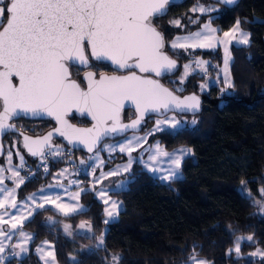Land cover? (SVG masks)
<instances>
[{"label": "trees", "instance_id": "1", "mask_svg": "<svg viewBox=\"0 0 264 264\" xmlns=\"http://www.w3.org/2000/svg\"><path fill=\"white\" fill-rule=\"evenodd\" d=\"M204 2L218 4L213 0H185L170 5L166 15L155 18L154 23L168 41L177 32L194 29V19L213 16L211 20L220 32L240 20L250 42L231 46L232 87L218 76L224 63L221 47L186 52L171 48L167 42V50L179 61L180 68L162 78L163 82L182 95L196 93L203 97L199 114H178L195 117V125L154 135L170 150L192 147L194 156L185 158L182 164L183 177L162 181L142 165L135 166L125 176L127 188L111 192L123 201L124 208L109 223H105V204L93 191L82 194L85 209L77 213L62 215L50 207L39 209L23 225L34 235L30 252L6 264H43L34 249L44 240L53 243L60 264H193V256L211 264H264V258L251 255L258 249L264 252V195L260 191L264 189V0H240L233 7L219 4L216 12L193 11ZM200 57L209 61L206 73L190 72L184 78L183 62ZM211 76L217 81L202 91L201 85ZM130 112L126 111L124 117L128 118ZM21 120L24 124L17 122L15 129L28 130L34 136L42 133L40 123ZM154 121L155 117L151 118L144 129L150 130ZM21 142L16 131L8 132L4 155L15 145L21 147ZM60 142L56 138L54 144ZM76 153L85 155L83 151ZM27 159L26 166L36 161V157ZM64 166V161H54L47 172L35 173L25 180L21 195L47 183ZM81 177L88 178L85 174ZM50 219L56 221L51 223ZM62 222L70 223L74 231L79 224H88L90 232L68 237L60 227ZM237 242L239 254L235 251Z\"/></svg>", "mask_w": 264, "mask_h": 264}, {"label": "snow or ice", "instance_id": "2", "mask_svg": "<svg viewBox=\"0 0 264 264\" xmlns=\"http://www.w3.org/2000/svg\"><path fill=\"white\" fill-rule=\"evenodd\" d=\"M224 2L233 4L235 0ZM170 3L171 0H0V135L6 129L14 127L6 123L14 115L30 113L40 117L46 114L54 117L60 125L54 129L55 133L66 137L69 143L73 140L79 141L92 152L102 137L120 135L128 130L135 131L146 113H160L161 109L198 110L200 100L196 95L180 99L157 79L138 75L135 71L122 76L100 74L99 79H95V74L89 71L85 77L86 89L70 77L68 62L78 61L81 65H88L89 55L96 61L109 60L117 69H138L140 73H154L157 77L175 70L176 61L170 59L163 51V34L152 23L153 16L166 15ZM207 10L205 7H199L201 13ZM174 23L179 25V21ZM216 33L217 29L205 24L204 31L177 37L171 47L213 48L216 43L228 44L234 40L240 44L249 43V34L241 28L240 20L236 21L231 31L224 32L223 40H219ZM181 40L183 42H180ZM225 51L227 53V49ZM194 63L199 66L206 62ZM224 64V83L232 87L228 79L227 55ZM189 67L190 65H184L186 74ZM13 76L18 78V85L13 83ZM125 101L135 105L138 114L129 124L121 123L120 118ZM73 109L91 116L95 121L93 126L76 128L69 124L65 117ZM179 123L175 117L158 119L156 130H161V125L164 124L175 129ZM52 136L53 132L39 139L24 136V147L32 156L39 155L44 158L46 146L51 154L59 155L61 150L49 145ZM141 140H146V137H125V142L117 147L121 152L131 153ZM105 147L111 151L114 146ZM155 147L156 155H151L150 160L155 161L157 155H164L170 157L174 169L181 167L182 157L187 154L184 149H181L179 154H170L163 152L159 145ZM11 155L10 152L9 160ZM96 158L99 159L98 156ZM20 159L23 167V156ZM131 164L132 160L129 159L123 171H129ZM2 171L3 169H0V172ZM120 171L118 167L108 175H115ZM13 176L18 178L16 187L24 183L18 171H13ZM174 176L175 170H170L163 179ZM2 182L3 178L0 177V183ZM2 191L8 192L5 200L12 196L10 190ZM260 191L264 195V189ZM79 195L80 193H76V197ZM100 195L103 197L105 193L102 191ZM43 199L55 203L48 196ZM56 199H59V196ZM104 203L107 204L108 200ZM4 207V201H0V208ZM11 207H18L15 199H12ZM38 207L43 208L44 204L40 203ZM57 207L65 215L76 211V208L64 203L58 204ZM112 209L110 212L106 210L110 217L118 209L115 202L112 203ZM0 222H3L2 217ZM12 228L15 229L16 224H13ZM247 239L251 241L253 238L249 236ZM3 250L0 245V252ZM235 251L239 254V242ZM251 255L264 258V252L259 249ZM113 259L119 260V257ZM191 260L193 264H207L206 261H197L195 256L191 257Z\"/></svg>", "mask_w": 264, "mask_h": 264}, {"label": "rangeland", "instance_id": "3", "mask_svg": "<svg viewBox=\"0 0 264 264\" xmlns=\"http://www.w3.org/2000/svg\"><path fill=\"white\" fill-rule=\"evenodd\" d=\"M201 6L208 9L207 11H205V13L216 12L220 8L219 4H210L207 2H204L201 5H199V7ZM199 7L194 6L192 9L195 8L197 9V11H199ZM211 17L201 21L193 18L194 20L192 21V23L193 24L197 23V26L190 31L177 32V34L174 35V37L168 39L167 41L168 46L171 47V43L175 41L177 37H184V36H188L190 33L204 31L205 24H210L212 28L217 29L216 35L218 39L223 40L224 32L231 31V29L234 26L229 30L220 32V27L212 22ZM180 26L183 27L182 24ZM244 31L247 32L246 30ZM237 36H239V33L237 34ZM180 42L183 41L181 40ZM249 42H250V35H249ZM234 44L239 45L240 43H237V41L234 40L228 44L216 43L215 47L213 48H188V49L179 48V49H183L186 52H190V51H198L203 49L216 50L217 48L221 47L223 49L224 61L226 55L228 57V79H229L231 77V64L233 57L231 52V46ZM225 49H227V53ZM195 61H202L206 63H202L199 66H197L194 63ZM184 65H190L189 69L187 70V74L185 73ZM208 66H209V61L201 57L196 58L193 61H184L182 65L181 75H183L185 78L190 72L201 71V73H206ZM224 68H225V64L223 63L220 73L218 75V76H222L223 79H225ZM216 81L217 78H214L213 76L208 78L207 81H205L202 84L204 86L202 88V91L208 90L210 85L215 83ZM172 117H175L176 120L180 121L179 125L175 129L193 126L195 125L193 121L195 122L197 121L195 117L181 116L176 113H170L164 117H155L153 127L150 130L146 128L141 132L130 133L126 136L117 139L106 140L101 145V147L96 151V157L98 156L99 159L96 158L93 167H90L89 165H85L84 172L79 171L77 168L66 169L65 167H63L58 171H56L54 176L47 183H44L43 185L39 186L38 188L28 193L24 197L21 195V191H20L24 183L20 184L19 187H16L18 178L13 176V171H18L20 178H23L25 182L23 171L28 162L27 156L28 157H33V156L29 154L28 150L25 147L24 149L22 148L24 152L17 145L11 147L3 157H0V169H3V171L0 172V177L3 178V182L0 183V201H4L5 203V207L0 208V217H2L3 219V222H0V232L3 233L0 234V245H2L4 249L2 252H0V264H6L13 257H17V258L24 257L30 252L34 235L31 232L27 231L23 227V225L28 220V218L34 214V212H36L39 209H42L38 207L40 203L44 204L43 208L50 207L62 215H65V213L61 211L57 207V205L61 203L70 205L76 208V211L68 212L67 215H71L85 209L81 200L82 194L86 191H93L101 202L104 203L106 199L108 200L107 204L104 203L105 212L106 210L107 212L113 211L112 209L113 202H115L118 205V209L116 212L113 213V216L111 217L108 216L106 212L105 220L108 221L109 223L116 220L119 217L120 211L124 208L123 201L112 196L111 192L119 191L127 188L128 179L125 176L129 172H131L135 166L142 165L146 170H148L155 177L159 178L162 181H170L173 179L182 178L183 161L185 160V158L189 156H194V151L192 147L180 146L170 150L167 149L159 139L154 137V135L159 131L166 129H173L168 124H164L161 125V130H156V121L158 119L163 120L165 118L170 119ZM133 136L142 137V138L146 137V140H141L139 145H135V150L132 151L131 153H128L127 151L121 152L119 150V147H117V145L125 142V137L132 138ZM107 145L114 146L113 150L109 151L105 147ZM157 145H159V148L163 152H167L170 154H179V151L181 149H184L187 154H185L182 157L181 167L179 169H174V166L171 164L170 157L164 155H157V159L155 161L150 160L149 157L151 155H156L155 146ZM10 152L12 154L11 160H9ZM21 156H23V167H21V163H22L20 159ZM117 157H121V159L115 160V158ZM129 159L132 160V164L129 171L125 172L123 171V169L128 164ZM30 164H34V163L30 162ZM118 167L121 169L119 173L115 175H108L109 172H115V170ZM152 169H155V171H153ZM170 170H175V176L167 180L163 179L164 176L168 175ZM82 174H85L86 176H88V178L84 179L83 177H81ZM3 189H7L12 192V196H10L7 200H5V197L8 195V192L2 191ZM102 191L105 193L103 197L100 195V192ZM76 193H80V195L76 197ZM44 196L50 197L51 200L55 201V203H52L51 201H45L43 199ZM57 196H59V199H56ZM12 199H15L16 204L18 206L17 208L11 207ZM13 217H15V219ZM50 221L51 223H53L56 220L50 219ZM13 224H16L15 229L12 228ZM60 227L68 237H72L76 232L85 233V234H89L90 232V226L85 223L79 224L76 228L77 229L76 231H74V229H72V225L67 222H62ZM104 233L102 234V236L99 237L98 243L100 245L102 244L101 238L103 239ZM16 245H21V247H16ZM34 250L43 264H60L56 258L55 249L52 242L48 240L41 241L39 244L36 245ZM71 258L74 260L76 259L74 255H71ZM196 260L206 261L201 258H196ZM206 262L207 264H211L208 261Z\"/></svg>", "mask_w": 264, "mask_h": 264}, {"label": "water", "instance_id": "4", "mask_svg": "<svg viewBox=\"0 0 264 264\" xmlns=\"http://www.w3.org/2000/svg\"><path fill=\"white\" fill-rule=\"evenodd\" d=\"M184 1H185V0H171L170 5H172V4H178V3H182V2H184ZM213 1H215V2L218 3V4L224 5V6H226V7H233V6H235L240 0H235V2H234L233 4H227V3L224 2V0H213ZM170 5H169V6H170ZM169 6H167V11H168ZM156 17H161V16H153V17H152V23H153L154 18H156ZM153 26L156 27V29H157L158 31H160L154 23H153ZM160 32L163 34V37H164V40H165V47H164L163 51L165 52L166 55L169 56L170 59H173V60L176 61V65H177V66H176V69L173 70L172 72H165L163 75H161V76H159V77H157L154 73H147V74H145V73H140L138 69H133V70H134L138 75L148 76L149 78L157 79V80H158V81H159L164 87H166V88H168L170 91H172V92H173V95L178 96L180 99H183L184 97H186V96H190V95H193V94L196 95V96L199 98V100H200V106H199V109H198V110H196V111H180V110H178V109H173V110H170V111H166V110H164V109H161V112H160V113H155V112L146 113V115H145L144 119L142 120L141 124L138 126V128H137L135 131H133V130H128L127 132H125V133H123V134H120V135L112 134V135H110V136H108V137H102L101 141H100L96 146L93 147V151H92V152H89L87 146L84 145V144H82V143H80L79 141H77V140H73L71 143H69V140H68L66 137H62V136H60L58 133H55V132H54V129L60 127V125L57 124V122H56V120H55L54 117L47 116L46 114H43V115L40 116V117H35V116H32L30 113L27 114V115H25V114H23V113H20L19 115H14V116L10 117V119H9L8 121H6V123H8L9 125H13V126H14V124L12 123L13 120H15V119H19V118H25V119H29V120H45V119H51V120H53L54 123L56 124V126L50 131V132H53V136L51 137V139H54V137L57 136V138H60V139L62 140V142H63L65 145H67L68 147H70V148H72V149H74V150L83 151L85 154H91V153H93V152H96L106 140L117 139V138H120V137L126 136V135H128V134H130V133L141 132V131L145 128V126L147 125V124H146V119H147L148 117H150V116L164 117V116H166V115H168V114H170V113H176V114H181V115H197V114H199V113L203 110V97H202L200 94L189 93V94H184V95H182V94L178 93L176 90H174L172 87H170L169 85H167L166 83H164L163 80H162V78H163L164 76H172V75H174V74L179 70V68H180V63H179V61H178L176 58H174V57L170 54V52H168V51L166 50L167 40H166V37H165L164 33H163L162 31H160ZM92 60H95V59H94V58H91L90 55H89V63H88V65H81L78 61L75 62V63L69 61L68 64H69V72H70V77H71V79L75 80L78 84H80V82H79L78 80H76V79L73 78V71H72V70H73V67H74V66H78V67H83V68H89L90 65H91V63H92ZM100 62L107 63V64H109L111 67H113L114 69H116V70H118V71L129 70V69H117L116 66L113 65V64L111 63V61H109V60H103V61H100ZM88 72H89V71H88ZM91 72H93V73L95 74V76H94L95 79H99V76H100V75L97 76L96 73H95L94 71H91ZM131 72H132V71L127 72V73H118V72H117V73H102V74L107 75V76H114V75H115V76H122V75H128V74H130ZM86 74H87V72L85 73V77H86ZM12 80H13V83H14V84H17V85H18V78H17V77L13 76V77H12ZM85 81H86V85H85V86H82V85L80 84L81 87L84 88V89L87 88V80L85 79ZM129 110L134 111L135 116H134L133 118H131L130 120H125L124 114H125L126 111H129ZM0 111H2V102H1V109H0ZM74 114H76L79 118H86L87 120H89V121L91 122L90 125H86V126H84V125H79V124H76V123L72 122L71 119H70V116H72V115H74ZM137 116H138V114L136 113L135 105H133L130 101H125L124 107H123V109L121 110V117H120V118H121V123H123V124H129L132 120L136 119ZM65 119L68 121L69 124L73 125V126L76 127V128H91V127L93 126V124L95 123V121L92 120L91 116L87 115L86 113H85V114H81V113H80L79 111H77L76 109L71 110V111L67 114V116L65 117ZM14 127H15V126H14ZM14 127H11V128L6 129V130L4 131V133H3L2 135H0V157H3V155H4V153H5L4 137H5V135H6L8 132H12V131H14ZM51 139H50V140H51ZM49 145L53 146V145H55V144H54V143H53V144H52V143H49ZM48 149H49V147L46 146L45 149H44V151H46V150H48ZM34 157H36V159H37V158L39 157V155L34 156Z\"/></svg>", "mask_w": 264, "mask_h": 264}, {"label": "flooded vegetation", "instance_id": "5", "mask_svg": "<svg viewBox=\"0 0 264 264\" xmlns=\"http://www.w3.org/2000/svg\"><path fill=\"white\" fill-rule=\"evenodd\" d=\"M156 18H158V17H156ZM153 23H154V20H153ZM166 50H167V46H166ZM74 69H76V70H75V72H73V78L76 79V80H78L82 86H85L86 85L85 73L88 72V71H94L97 76H99L102 73H117V72L118 73H127V72H130V71H134L133 69H129V70H125V71H118V70L114 69L113 67H111L109 64H105L104 62H100V61H96V60H92V63H91V65H90L89 68H83V67L74 66L73 67V70ZM164 77L166 78L167 76H164ZM129 111H131L130 112V116L128 118H125V120H130L131 118H133L135 116L134 111H132V110H129ZM153 117H155V116L148 117L146 119V124ZM21 119L22 118L15 119V120H13L12 123L13 124H17V122H18L19 124H24L23 123V120H21ZM70 119H71L72 122H74L76 124H79V125H84V126L90 125V123H91L89 120H85L83 118H79L76 114L70 116ZM35 121H36V123H40L41 126L43 127L42 133L39 134V135H37V136H34V135L30 134L29 133L30 131H28V130H25V129L22 130V128H20L19 130H17L14 127V131H16L17 132V135L22 138V142H21L22 146L20 147L21 150L24 149V144H25L24 136H28L31 139H39V138H42L45 135H47L56 126V124L54 123V121L51 120V119L35 120ZM21 133H23V135H21ZM56 138H57V136H55L54 139H51L49 141V143H52L53 144ZM23 152H24V150H23Z\"/></svg>", "mask_w": 264, "mask_h": 264}, {"label": "built area", "instance_id": "6", "mask_svg": "<svg viewBox=\"0 0 264 264\" xmlns=\"http://www.w3.org/2000/svg\"><path fill=\"white\" fill-rule=\"evenodd\" d=\"M54 148H59L61 150L59 155L51 154L50 150H46L45 157L41 156L36 159L34 164H29L26 166V174H24L25 180L30 179L35 173L40 171L47 172L50 164L54 161H64L65 168H77L79 171L84 172V166L89 165L93 167L96 160V152L91 154L79 155L76 150L68 147L63 142L53 145ZM83 161L84 163H81ZM45 168L47 170H45Z\"/></svg>", "mask_w": 264, "mask_h": 264}, {"label": "crops", "instance_id": "7", "mask_svg": "<svg viewBox=\"0 0 264 264\" xmlns=\"http://www.w3.org/2000/svg\"><path fill=\"white\" fill-rule=\"evenodd\" d=\"M232 61H233V57H232ZM230 82H231V85H233V77H232V74H231V77L229 78ZM225 81V79H224ZM34 157V156H33ZM40 157V156H39ZM35 158V157H34ZM67 169V168H66Z\"/></svg>", "mask_w": 264, "mask_h": 264}]
</instances>
